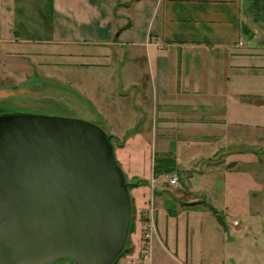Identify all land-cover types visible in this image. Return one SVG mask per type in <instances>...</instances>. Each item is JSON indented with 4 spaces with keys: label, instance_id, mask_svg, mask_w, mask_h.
Returning a JSON list of instances; mask_svg holds the SVG:
<instances>
[{
    "label": "crops",
    "instance_id": "obj_1",
    "mask_svg": "<svg viewBox=\"0 0 264 264\" xmlns=\"http://www.w3.org/2000/svg\"><path fill=\"white\" fill-rule=\"evenodd\" d=\"M2 49L105 78L116 105L106 103L104 129L124 140L115 156L125 176L147 182L142 209L154 207L148 264L159 252L222 264L227 229L193 195L218 194L199 165L264 112V0H0ZM166 153L192 173L187 201L167 195L166 174L153 175Z\"/></svg>",
    "mask_w": 264,
    "mask_h": 264
},
{
    "label": "water",
    "instance_id": "obj_2",
    "mask_svg": "<svg viewBox=\"0 0 264 264\" xmlns=\"http://www.w3.org/2000/svg\"><path fill=\"white\" fill-rule=\"evenodd\" d=\"M123 181L99 125L0 116V264H109L129 222Z\"/></svg>",
    "mask_w": 264,
    "mask_h": 264
},
{
    "label": "rangeland",
    "instance_id": "obj_3",
    "mask_svg": "<svg viewBox=\"0 0 264 264\" xmlns=\"http://www.w3.org/2000/svg\"><path fill=\"white\" fill-rule=\"evenodd\" d=\"M33 56L0 50V116L54 115L95 123L105 131V139L112 145L115 160L120 167L115 150L122 146L124 140H116L103 126L107 103L104 93L107 86L105 78L99 82L94 80L96 76L90 75L86 68L73 69L41 63ZM114 92L115 89L110 87L107 96L114 95ZM243 100L253 101L248 100V97H243ZM108 103V107L115 104L112 101ZM257 103L259 106L264 105V100L258 97ZM258 119V124L252 129L242 130L240 139L234 146L229 144L225 148H219L216 155L211 152L212 156L199 165L207 173L208 183L218 182L220 189L218 194L212 188L198 191L193 196L203 207L214 211L227 229L222 264H264V112L258 115ZM126 134L128 136L131 133ZM107 136L112 137L107 139ZM231 152L240 156L230 157ZM213 162L217 164L215 168ZM170 173L178 175L179 185L171 186L166 174L162 186L166 188L167 195L177 198L179 202L192 198L186 190L187 178L192 174L188 173V168L177 166ZM128 174L130 173L126 172V176L124 174L123 181L127 184L130 195L127 233L120 250L109 264H144L150 260V249L145 248L150 244H145V230L142 226V213L150 202L142 209L137 200L143 195L141 191H137L138 187L147 182L132 179ZM134 237L139 248L132 253L131 239ZM146 253H149L148 259H142ZM159 253L154 255V264H181ZM55 264L75 262L61 259Z\"/></svg>",
    "mask_w": 264,
    "mask_h": 264
},
{
    "label": "built area",
    "instance_id": "obj_4",
    "mask_svg": "<svg viewBox=\"0 0 264 264\" xmlns=\"http://www.w3.org/2000/svg\"><path fill=\"white\" fill-rule=\"evenodd\" d=\"M167 178H168V182L171 186L176 187L179 185V177L176 173H169L167 175ZM142 214H143L142 226H143V229L145 230L143 239L145 241V244L146 243L150 244L151 231L154 228V209H153L152 205H149L143 211ZM145 248H147L149 250L150 246H146ZM148 257H149V253H146V254H143L142 259H148Z\"/></svg>",
    "mask_w": 264,
    "mask_h": 264
},
{
    "label": "trees",
    "instance_id": "obj_5",
    "mask_svg": "<svg viewBox=\"0 0 264 264\" xmlns=\"http://www.w3.org/2000/svg\"><path fill=\"white\" fill-rule=\"evenodd\" d=\"M110 137L112 136H107V139H110ZM176 167L177 164L175 162V159L170 153L156 154L153 160V175L154 177H157L162 174H169L173 170H176ZM212 212L215 214L214 211ZM215 216L217 215L215 214ZM217 219L222 222L220 218L217 217Z\"/></svg>",
    "mask_w": 264,
    "mask_h": 264
}]
</instances>
